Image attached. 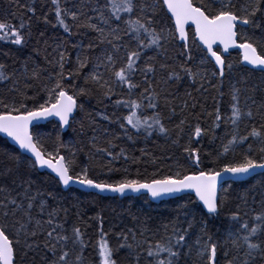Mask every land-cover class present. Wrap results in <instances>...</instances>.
I'll return each mask as SVG.
<instances>
[{
  "label": "snow or ice",
  "instance_id": "6c2138e0",
  "mask_svg": "<svg viewBox=\"0 0 264 264\" xmlns=\"http://www.w3.org/2000/svg\"><path fill=\"white\" fill-rule=\"evenodd\" d=\"M7 3L0 264H264V0ZM153 138L167 154L135 147ZM128 193L181 202L155 224L100 203Z\"/></svg>",
  "mask_w": 264,
  "mask_h": 264
},
{
  "label": "trees",
  "instance_id": "16d2710c",
  "mask_svg": "<svg viewBox=\"0 0 264 264\" xmlns=\"http://www.w3.org/2000/svg\"><path fill=\"white\" fill-rule=\"evenodd\" d=\"M37 7H39V5H37ZM13 11H17L18 10L15 9V6L13 5L12 7H9L7 0H0V19H4L7 15L8 19H11V13ZM49 35L53 34V30L49 29L48 32ZM31 48V45H30ZM29 49H26L21 56L27 55L30 51ZM6 50V49H5ZM239 56L238 52L236 51H232L230 52V55L228 56L229 60H235L237 59ZM0 59H4V57H0ZM9 63L11 62L10 60L8 61ZM2 91V90H0ZM93 106L95 107H99L95 105V101H91L90 104L88 105V107L91 109ZM83 118V114L77 112L75 115V120L72 122V127L69 128L65 133H61V138L65 141V142H72L73 144H75L77 147L80 145V142L84 139H86V137L81 135V130H80V121ZM103 124V122H101ZM54 124L55 122H49L46 123L45 125L39 126L38 128H34V131L37 132H41V133H52L53 136H55L56 134V129L54 128ZM223 129L218 130V133L222 134ZM90 134V133H89ZM0 140H3V138L0 137ZM155 141V142H153ZM163 140H156L155 138H153L152 140H149L147 143H138L135 147L139 148V147H144L146 148L149 152H154L157 156H160L162 154H167L166 150L163 148ZM136 155H139V152L137 151L135 153ZM84 157L81 155V159H83ZM172 161H164L163 164L165 166V170H166V165L171 163ZM153 169L151 167H149V172H151ZM132 171H135V168L132 169ZM248 183H252V181H248ZM246 184H241V185H236L233 188V192H239L242 191L244 187H246ZM80 191L77 190V195H79ZM68 201L70 202L72 197L69 195L67 197ZM79 199L80 200H88L89 198L85 195H79ZM146 199V197H136V198H118L117 200H111V199H105L102 200L100 203L103 205H111L113 207H117L119 206L120 208H131V210L133 212H136L137 210H142L145 214L150 215L151 217H153V224H155L158 220L168 217L172 214L171 210L173 208H175L176 204L178 202H181L178 198L176 199H172V200H168V201H164L161 202L159 204H152V203H148L145 204L144 200ZM184 199H186V197H184ZM84 208H86V215H92L93 212L95 211V209L89 205V204H85ZM106 215H108L109 220H114V215L112 213H107ZM69 223H71V219L69 220ZM123 224L124 225H129L131 226V221L127 218L124 217L123 218ZM227 221L225 220H221L217 222V226L221 229V231L224 230V228L226 227ZM110 225L106 224L105 227L108 228ZM123 226V225H122Z\"/></svg>",
  "mask_w": 264,
  "mask_h": 264
},
{
  "label": "water",
  "instance_id": "95a60500",
  "mask_svg": "<svg viewBox=\"0 0 264 264\" xmlns=\"http://www.w3.org/2000/svg\"><path fill=\"white\" fill-rule=\"evenodd\" d=\"M232 51H236V52H238V50H236V49H231L230 52H232ZM238 53H239V52H238ZM75 115H76V113H75ZM50 120H51V122H55V123H56L55 118H50ZM46 123H49V121H48V120H42V121H40L39 126L45 125ZM67 129H68V128L64 129L63 132L67 131ZM0 137L3 138L2 134H0ZM3 139H4V138H3ZM9 143H10V142H9ZM73 188H75V189H77L78 191H80V190L78 189V186L73 185ZM114 195H115V194H112V193H104V194H103V196H105V197H112V196H114ZM178 196H183V194H178ZM128 197L136 198V197H138V194L128 193ZM119 198L122 199V198H124V197H119ZM146 198H147V197H146ZM176 198H178V197H169V196H165V197H163L162 199H160V200H155V201H152L150 198H147V199H149V202L152 203V204H159V203H161V202L168 201V200H172V199H176Z\"/></svg>",
  "mask_w": 264,
  "mask_h": 264
},
{
  "label": "bare ground",
  "instance_id": "6f19581e",
  "mask_svg": "<svg viewBox=\"0 0 264 264\" xmlns=\"http://www.w3.org/2000/svg\"><path fill=\"white\" fill-rule=\"evenodd\" d=\"M238 54H239V53H238ZM68 129H69V128H68ZM68 129H67V130H68ZM65 132H66V131H65ZM65 132H62V133H65Z\"/></svg>",
  "mask_w": 264,
  "mask_h": 264
}]
</instances>
